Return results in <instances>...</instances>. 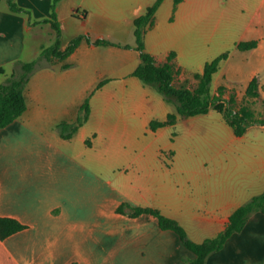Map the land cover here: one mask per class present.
<instances>
[{
	"label": "crops",
	"instance_id": "crops-1",
	"mask_svg": "<svg viewBox=\"0 0 264 264\" xmlns=\"http://www.w3.org/2000/svg\"><path fill=\"white\" fill-rule=\"evenodd\" d=\"M14 1L32 20L50 16L52 0ZM154 1L56 4L62 49L84 34L120 46L82 41L66 59L38 60L31 72L25 111L0 129V217L25 226L0 240V264H187L193 254L176 234L161 230L150 215L130 217L117 207L155 208L199 243L217 236L236 208L264 192L263 126L252 125L242 136L224 132L201 163H190L186 140L208 113L178 116L173 126L150 129L152 120L164 121L175 112L172 103L132 76L140 63L133 20ZM196 29L207 51L221 48L217 56L240 41H257L243 52L246 59L229 55L222 61L211 84L221 75L217 88L234 87L241 75L246 88L256 76L264 99V0H181L174 13L173 0H163L144 45L158 64L175 53V86L202 73L209 61L188 59ZM52 42L49 24L30 25L27 15L11 12L0 0V84L14 71V62L36 60ZM192 82L195 87L197 80ZM87 98V122L62 138L58 124L75 122ZM179 127L182 133H168ZM115 170L116 185L108 176ZM206 264H264V214H250Z\"/></svg>",
	"mask_w": 264,
	"mask_h": 264
},
{
	"label": "trees",
	"instance_id": "trees-1",
	"mask_svg": "<svg viewBox=\"0 0 264 264\" xmlns=\"http://www.w3.org/2000/svg\"><path fill=\"white\" fill-rule=\"evenodd\" d=\"M5 1L11 12L27 15L28 24H49L53 33V42L50 46L41 48L36 60L14 62V71L5 77L4 81L0 84V129L11 124L25 111L24 88L38 60H64L75 51L82 41L95 46H120L103 38L92 41L88 35L84 34L72 38L67 46L62 49L61 29L56 13V4L60 0H52L49 18L38 21L32 20L30 11L19 6L14 0ZM162 1L155 0L151 6L146 8L144 13L133 20L135 49L139 52L140 63L132 72V76L138 78L143 84L154 88L162 95L165 101L172 103L175 107V112L168 114L166 120H152L149 124L150 129L155 131L163 126H173L178 116H196L206 114L209 110H215L221 114L223 120L230 126L236 136H242L247 128L252 125L264 127V118L256 116L255 112L249 107L251 101L260 100L264 110V99H260L258 77L255 76L249 81L240 102L236 99L234 91L230 93L229 98H223L227 90L225 86H219L215 95L210 93L212 77L218 71L220 63L228 58L229 51H225L212 60L207 61L204 64L202 73L194 74L197 85L194 88H188L184 85L175 86L173 84L176 73L171 63L175 57L173 51L169 53L165 63L158 64L155 58L145 50V33L154 25V16ZM180 1L173 0V13ZM170 19H173V14ZM256 46L257 41L250 40L238 42L235 48L239 51H246ZM124 47L129 48V46ZM65 67V65L62 66V68ZM0 73H4L3 68H0ZM100 86L101 83L98 87ZM89 115L90 105L89 98H87L82 104L75 122H62L58 124L57 128L60 136L65 139L70 138L80 126L87 122ZM86 144H90L89 140L86 141ZM116 212L130 217H137L142 214L154 217L161 230L172 231L178 236L184 248L193 254V258L187 264H206L209 255L221 250L231 235L240 232L244 228L250 214L254 212L264 214V192L253 196L249 201L236 208L229 216L224 230L217 236L205 239L199 243L192 241L184 228L176 220L163 215L155 208L133 207L128 203H122L117 207ZM24 228L25 226L14 218L0 217V240H4L6 237Z\"/></svg>",
	"mask_w": 264,
	"mask_h": 264
},
{
	"label": "rangeland",
	"instance_id": "rangeland-1",
	"mask_svg": "<svg viewBox=\"0 0 264 264\" xmlns=\"http://www.w3.org/2000/svg\"><path fill=\"white\" fill-rule=\"evenodd\" d=\"M81 11H76L75 14H80ZM216 12L210 14V25L214 24V20L216 18ZM196 18V17H194ZM226 24H228V21H226ZM219 32L216 34L213 33V35H218ZM193 36V49L192 54L188 56V59H212L215 58L221 50V48L216 46H210L208 48V51L205 48V45L203 43V33H201L200 29H196L192 33ZM209 36V35H208ZM229 51V50H228ZM244 51H239L237 49H233L232 51H229V55L232 56L231 59H246V54L243 53ZM223 53V52H222ZM194 54V57H193ZM194 75L193 77H189V80L184 81L185 83H176L178 85H184V86H190V88H194ZM237 83L234 84V87H228L226 90V93L224 94L223 98L227 99L229 98V95L232 91H234V94L236 96V99L240 102L241 101V95L238 94L235 90L244 92V81L243 76L239 75L236 79ZM222 82L221 75H217L214 77V81L212 84H210V88L213 91L212 95H215L217 93V85ZM249 107L251 110H253L256 114V116H261L264 118V110L262 108L260 100L251 101L249 103ZM201 121L195 124L192 128L191 137L186 140V144L188 147H191L192 150V160L190 163H201L203 160H205V157H209L210 151L215 149L217 140L221 137V135L226 131H231V128L223 121L221 114L216 112L215 110H209L208 115L201 116ZM173 131L175 133H182V129L179 127L178 130L176 128L171 129L168 133L172 134ZM117 169V168H116ZM108 174V173H107ZM118 175V171L115 170V172H110L109 177L113 180V184L116 185L117 180L116 176Z\"/></svg>",
	"mask_w": 264,
	"mask_h": 264
}]
</instances>
